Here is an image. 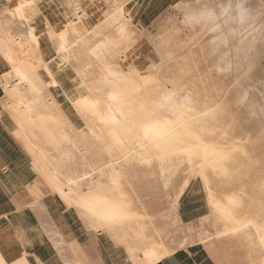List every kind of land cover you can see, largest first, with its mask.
Here are the masks:
<instances>
[{"label": "bare ground", "instance_id": "1", "mask_svg": "<svg viewBox=\"0 0 264 264\" xmlns=\"http://www.w3.org/2000/svg\"><path fill=\"white\" fill-rule=\"evenodd\" d=\"M42 1L0 0V41L5 44L0 66L13 68L18 81L0 97V113L12 114L39 159L30 153L41 178V187L31 190L37 214L38 200L47 199L46 213L41 206L39 214L47 236L52 233L49 240L57 250L56 260L155 264L195 247L190 236L176 239L168 228L169 219L178 217L176 205L185 200L191 174L201 179L214 227L211 235L219 240L251 224L264 250V133L252 116L248 117L252 123H247V112L237 101L241 76L225 83V74L212 69L215 61L204 50L206 42L199 41L193 48L197 52L191 49L177 60L170 53L165 62L125 18L133 0L106 13L99 27L89 26L82 12L75 19L66 13L65 22H50L52 34L43 42L39 36L50 27V18ZM222 1L226 5L227 0ZM241 8L245 9L244 3L238 8L243 12ZM16 17L26 24L39 21L27 32L3 31L4 20ZM206 37L202 39L207 41ZM116 46L120 53L136 54L134 63L114 59L111 51ZM54 59L85 83L86 92L70 98L71 111L84 128L46 95L41 67ZM165 68H175L179 75L164 79L160 73ZM256 129L258 139L250 134ZM112 131L118 139L109 146ZM237 136L242 139L235 142ZM228 145L229 150L242 147L227 153L222 148ZM181 155H188L190 164L180 171L164 170L170 167L165 161ZM61 221L69 245L58 238L63 236L57 230ZM35 256L41 257V264L43 259L51 264L48 253Z\"/></svg>", "mask_w": 264, "mask_h": 264}, {"label": "rangeland", "instance_id": "2", "mask_svg": "<svg viewBox=\"0 0 264 264\" xmlns=\"http://www.w3.org/2000/svg\"><path fill=\"white\" fill-rule=\"evenodd\" d=\"M129 1L130 0H43L41 6L50 18L48 21L49 26L50 22H55L56 19H58L59 22H65L64 16L66 13L69 14V19H75L77 17V12H82L85 14L83 19L89 26L99 27L106 13L113 12L117 7L122 5V2L129 3ZM142 1L145 0H133L130 2L129 5L133 3V8L131 14H129V12L125 13V18L129 21L131 20L135 30L140 33L143 40H145L152 49L157 50L160 57L164 58L165 62H168L166 60L170 53V58L177 60L190 53L191 49L194 50L193 48L196 47L195 45L198 43L206 42L207 48L204 50L206 53L210 54L211 60L215 61L212 64V69H214L217 74H225V83H231L237 79V77L241 76V80L239 81L241 86L237 88V101L243 110L247 112V114L244 115L246 116L247 123H252V119L248 118L252 116L260 123L261 130L264 133V0H227L226 5L222 0H180L165 9H161L158 17L155 18V22L147 25H140ZM242 3H244L245 9L241 8V11H244L240 12L238 8ZM191 17L198 18V22L194 21L196 19L189 21ZM242 18H244L243 20H245V23L241 20ZM199 20L202 22L200 23ZM38 21L37 18L35 22L33 21L31 24H26L22 17H16L12 22H10V19H5L3 31L5 30L10 33L9 28H12L17 34L21 31L27 32L29 26H36ZM222 23L225 25H220ZM50 28L51 26L41 32L42 34L39 36L41 41L45 42L48 36L52 34ZM227 28L230 29V31H228ZM1 32L2 29L0 28V34ZM107 32L106 29H103L104 35H106ZM202 37L203 39H205L204 37L208 38L207 41L203 40ZM97 40V37H93V41L96 42ZM239 47L242 48L240 49ZM0 49L5 50V44L2 41H0ZM120 50L121 48L119 46L113 48L111 54L114 59L127 64L134 63V59L137 58L135 56L136 54L134 55L131 53L130 55L125 51L120 53ZM195 51L196 50L192 52ZM59 67L60 65L57 59L41 67V79L46 95H48L50 102L53 100V97L62 105L67 117H73L75 119L77 127L84 128V124L77 114L71 111L70 98L76 93L84 94L86 92L84 88L85 83L78 81L69 69ZM173 74L179 75V71L175 68H165L163 72L160 73V76L164 79H168L172 77ZM17 82V77L15 76L13 68L11 69L10 66L6 68L0 66V97L5 94L6 87L10 89L14 88ZM169 88L171 89V87ZM236 117L240 119L239 116ZM234 131L237 132V130ZM256 131L254 130L251 132L250 130L249 132H251L250 134L254 133L256 138H260V130L256 129ZM16 136L24 145L32 164H35L30 153L34 155V159H36L37 156L35 157L30 142L25 134L18 129L17 125ZM117 139L118 135L113 132L107 143L109 146L114 145ZM241 139L242 136H237L235 142ZM256 144L258 145L259 142ZM241 147L242 146H239V148ZM224 148L227 150V153L239 149L233 148L229 150V145L223 147L222 150ZM231 161H235V158H232ZM89 163L87 162L86 164ZM165 163H169L170 167L167 166L164 170L168 168L171 169L172 167V169L180 171L183 166L185 167L190 164V161L188 155H181V157L179 156L175 160L172 157L170 160L165 161ZM40 166L42 168H47L46 164H40ZM51 181H54V178H52ZM186 182L188 188L186 190L185 200H182L176 205L177 208L179 207L176 212L178 217L175 221L169 219L168 228L172 231L176 239L190 236L195 247H191L190 250H188L189 247L186 250H180L178 254L173 255L174 257L166 258L155 264H167L168 262L172 264H264V250L258 234L251 224L219 240H216L215 237L212 236L214 235V227L208 215L209 208L206 196L203 193L201 179H195L194 174H191L187 177ZM57 202V209H62L61 203L59 201ZM167 214L168 211L162 213L161 216ZM63 228V222L61 221L57 226L60 235H63ZM48 234L51 235L52 233L49 232ZM66 234L69 236L67 237L69 239L70 233ZM49 235L48 238H50ZM58 238L63 240L61 241L63 244H71V242L65 241L67 240L65 235ZM48 249L51 255H53V250L50 247ZM104 252L105 255H110L109 241L104 245ZM86 262L92 264L91 258H88ZM111 262L113 264V260H111Z\"/></svg>", "mask_w": 264, "mask_h": 264}, {"label": "crops", "instance_id": "3", "mask_svg": "<svg viewBox=\"0 0 264 264\" xmlns=\"http://www.w3.org/2000/svg\"><path fill=\"white\" fill-rule=\"evenodd\" d=\"M179 1H142L140 25L155 22L161 9ZM14 120L12 114L3 113L2 115L0 113V264H41V257L35 256L39 252L44 256L48 253L49 256L46 260L49 259L51 264H61L56 260L58 258L57 250L50 242L39 214L41 206L46 213L47 199L38 200L37 214V203L31 190L37 186L41 187V178L24 145L16 136ZM32 202L34 205L31 204ZM49 247L53 250V255H51ZM24 252L27 253L26 256ZM43 263L46 264L45 259H43ZM167 264L172 263L168 262Z\"/></svg>", "mask_w": 264, "mask_h": 264}]
</instances>
